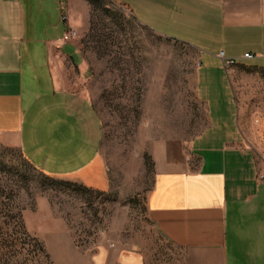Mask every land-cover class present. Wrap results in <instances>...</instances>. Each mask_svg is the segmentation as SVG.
Here are the masks:
<instances>
[{"label": "crops", "instance_id": "crops-1", "mask_svg": "<svg viewBox=\"0 0 264 264\" xmlns=\"http://www.w3.org/2000/svg\"><path fill=\"white\" fill-rule=\"evenodd\" d=\"M110 1L197 52L194 85L206 124L190 140L153 144L151 222L188 264H264L260 118L237 101L229 75L236 64L264 68V0ZM87 10L85 0H0V139L45 175L103 189L88 64L79 42L63 39ZM58 239L55 264H144L135 250L103 246L87 255Z\"/></svg>", "mask_w": 264, "mask_h": 264}, {"label": "rangeland", "instance_id": "rangeland-1", "mask_svg": "<svg viewBox=\"0 0 264 264\" xmlns=\"http://www.w3.org/2000/svg\"><path fill=\"white\" fill-rule=\"evenodd\" d=\"M85 1L88 12L73 39L88 64L107 186L47 176L0 139V264H55L64 236L87 255L117 246L138 251L144 264H188L185 251L154 227L146 196L153 144L190 140L206 124L194 85L197 52L179 37L145 28L110 0ZM229 75L237 101L260 118L264 154V68L236 64Z\"/></svg>", "mask_w": 264, "mask_h": 264}, {"label": "built area", "instance_id": "built-area-1", "mask_svg": "<svg viewBox=\"0 0 264 264\" xmlns=\"http://www.w3.org/2000/svg\"><path fill=\"white\" fill-rule=\"evenodd\" d=\"M62 18L65 20L66 16L63 15ZM75 35H76V30L73 27H71L70 25H68L66 31L63 34V39L64 40H71L75 37ZM219 56H222V53H220ZM251 57H252V54H250V53L244 54V58H251ZM234 62H235L234 59H227L226 60V64H228V65L233 64Z\"/></svg>", "mask_w": 264, "mask_h": 264}, {"label": "trees", "instance_id": "trees-1", "mask_svg": "<svg viewBox=\"0 0 264 264\" xmlns=\"http://www.w3.org/2000/svg\"><path fill=\"white\" fill-rule=\"evenodd\" d=\"M32 165V164H31ZM33 166V165H32ZM34 167V166H33ZM35 168V167H34ZM42 173V172H41ZM44 174V173H43ZM48 176V175H47Z\"/></svg>", "mask_w": 264, "mask_h": 264}]
</instances>
